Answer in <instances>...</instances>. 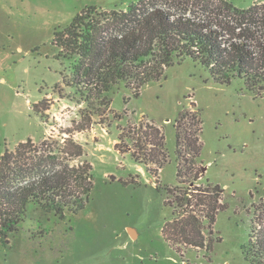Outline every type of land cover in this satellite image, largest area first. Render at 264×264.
<instances>
[{
	"label": "rangeland",
	"instance_id": "rangeland-1",
	"mask_svg": "<svg viewBox=\"0 0 264 264\" xmlns=\"http://www.w3.org/2000/svg\"><path fill=\"white\" fill-rule=\"evenodd\" d=\"M138 1L0 0V77H6L0 82V185L19 180L16 162L30 180L49 169L71 172L73 185L86 169L92 176L83 174L92 192L77 213L56 216L31 205V220L0 239V264H248L243 246L254 226H264V91L248 89L239 78L218 83L189 58L140 97L117 86L107 105L95 110L74 101V90L64 83L73 61L55 46V32L87 5L110 13ZM221 1L240 10L264 5L212 0L211 8ZM185 108L199 110L202 120L198 165L205 175L196 185L224 190L227 209L217 217L213 237L220 241L212 250H177L162 232L172 219L164 188L179 185L174 125ZM147 123L165 136L169 158L161 169L137 162L126 152L132 141L120 140Z\"/></svg>",
	"mask_w": 264,
	"mask_h": 264
},
{
	"label": "trees",
	"instance_id": "trees-1",
	"mask_svg": "<svg viewBox=\"0 0 264 264\" xmlns=\"http://www.w3.org/2000/svg\"><path fill=\"white\" fill-rule=\"evenodd\" d=\"M191 4L201 13L191 11ZM212 6V0H139L110 13L85 6L54 35L60 53L73 61L72 76L64 83L74 90V101L95 110L107 105L108 94L121 85L138 98L143 88L160 82L168 68L187 58L207 68L218 83L239 78L248 89L264 91V5L240 10L221 1ZM33 110L42 114L38 105ZM174 128L179 185L164 188L172 219L165 223L163 237L177 250H212L220 241L213 237L217 217L227 207L221 186L196 185L205 175L198 165L203 148L199 110L183 109ZM162 131L141 124L125 131L120 140L132 141L126 152L137 162L161 169L169 158ZM17 169L19 180L9 187L0 185L2 241L31 220V205L63 217L83 210L90 200L92 186L83 179V174L92 177L90 169L82 171L79 185L72 184L73 174L65 169L42 171L33 180ZM258 227L243 246L248 264H264V226Z\"/></svg>",
	"mask_w": 264,
	"mask_h": 264
},
{
	"label": "crops",
	"instance_id": "crops-1",
	"mask_svg": "<svg viewBox=\"0 0 264 264\" xmlns=\"http://www.w3.org/2000/svg\"><path fill=\"white\" fill-rule=\"evenodd\" d=\"M0 82H2V83H6V77H5V75H3V76H1L0 77Z\"/></svg>",
	"mask_w": 264,
	"mask_h": 264
},
{
	"label": "water",
	"instance_id": "water-1",
	"mask_svg": "<svg viewBox=\"0 0 264 264\" xmlns=\"http://www.w3.org/2000/svg\"><path fill=\"white\" fill-rule=\"evenodd\" d=\"M130 234H131L132 236H135V231H134L133 229H131V230H130Z\"/></svg>",
	"mask_w": 264,
	"mask_h": 264
}]
</instances>
